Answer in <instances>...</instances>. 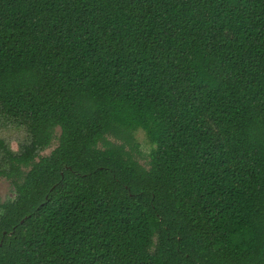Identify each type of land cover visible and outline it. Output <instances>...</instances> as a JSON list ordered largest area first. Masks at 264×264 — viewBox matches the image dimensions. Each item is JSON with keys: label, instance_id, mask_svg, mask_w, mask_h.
Here are the masks:
<instances>
[{"label": "trees", "instance_id": "16d2710c", "mask_svg": "<svg viewBox=\"0 0 264 264\" xmlns=\"http://www.w3.org/2000/svg\"><path fill=\"white\" fill-rule=\"evenodd\" d=\"M0 122V264H264V0H0Z\"/></svg>", "mask_w": 264, "mask_h": 264}, {"label": "rangeland", "instance_id": "374dc122", "mask_svg": "<svg viewBox=\"0 0 264 264\" xmlns=\"http://www.w3.org/2000/svg\"><path fill=\"white\" fill-rule=\"evenodd\" d=\"M56 136L59 134V129H56ZM25 137L24 127L17 126L10 122H0V140L3 141L8 149L12 152H17ZM135 139L138 144L137 152L134 154L139 163L147 167L149 154L153 147L148 143L142 131L135 133ZM57 142L54 140L51 146L43 151L41 156H48L50 152L56 147ZM14 197L13 186L7 178L0 177V203Z\"/></svg>", "mask_w": 264, "mask_h": 264}]
</instances>
